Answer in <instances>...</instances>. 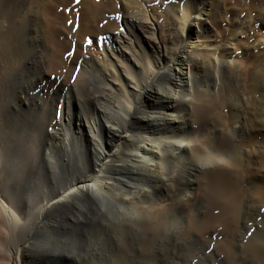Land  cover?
Wrapping results in <instances>:
<instances>
[{
  "label": "bare ground",
  "instance_id": "obj_1",
  "mask_svg": "<svg viewBox=\"0 0 264 264\" xmlns=\"http://www.w3.org/2000/svg\"><path fill=\"white\" fill-rule=\"evenodd\" d=\"M16 1L18 7L11 5L12 7L3 13V0H0V264H32L31 262L35 260L55 264V261L63 257L54 249L59 247L55 240L56 235L59 231L66 230L70 221L68 215L78 222L90 215L89 212H84L87 207H91L95 212H104L108 205L117 204L128 206L133 213L145 214V219L141 223L144 228L141 236H146L143 240L145 245L143 250L139 249L140 253L144 254L142 257L152 258L160 252V255L170 261L166 257L169 254L167 248L173 249L175 246L183 250L192 244L204 248L206 245L200 243V239L195 236V233L201 232L197 229L202 227L197 214L189 213L184 219L186 220L184 227L182 225L185 223H182L181 217L185 207L191 203L188 201L193 196L194 183H199L200 177L196 175L197 172L203 174L200 178L203 185L199 183V189L206 188L213 193L214 197L209 201L210 204L220 202L225 205L224 212L220 209L222 214L215 217L218 219L215 220L217 222L228 220L222 226L223 234L228 237L220 241L215 249V252L219 251L224 257L222 264H264V213L259 212V208L264 206L263 41L258 40L256 44L254 43L256 47H262L255 57L242 61L243 63L236 61L231 64V61H227L232 52L231 39H224L222 44H215L210 38L202 36L205 28L208 29L207 21L217 16L221 0H203L201 7L193 9L184 2L185 4L178 10L175 24L164 23L169 16L168 9L166 11L163 3L151 6L150 3L156 0H138L137 3H133V0L132 3L135 5L133 7L141 9L142 15L132 19L134 14L130 12V15L133 14L131 18L124 14L121 21L114 18L117 12L115 4L124 12L125 7L127 11L130 5L127 4V0H117V3L114 0H98L94 1V4L91 0H84L77 34L80 41L85 35L106 34L109 41L103 43L115 47L110 49L111 53L105 54V50L109 51L111 45L105 46L102 53L95 52L97 56L93 50L91 53L88 52V60H82L85 66L82 71L87 73L88 67L94 69L93 76L96 74V79L100 77L99 91L104 94L98 99L102 102L92 104L88 114L78 113L74 127L87 144L84 146L80 137L75 138L83 154L76 162L77 147H74L71 153L68 150V141H52L54 145H47V141L52 139L47 133L43 134V141L38 142L34 127L29 121L23 120L30 98L29 89L33 88L36 78L43 76L44 73L41 70H34L33 66L39 64L45 66V63H48L47 68H51V71L59 70L62 63L58 59L57 51L59 47L65 46L56 47L55 52L46 44L43 50L29 49L28 41L24 37L27 22L25 16H37L36 6L32 1ZM56 1L62 4L71 3V0ZM38 3L39 11L42 13L47 6L46 0H39ZM135 12L137 13L136 10ZM151 16H157L164 23L163 26L160 24L156 26L161 37L170 36L172 40L174 38L173 49L168 56L164 54L165 60L161 55L164 47L162 49L161 42L154 38L152 32L153 23L156 22ZM257 16L264 19V14L259 13ZM121 22L130 28L131 35L138 36L134 47L128 45L129 40L127 42L124 39L126 35L123 37L120 33ZM100 24L101 27L98 28ZM233 29L232 38L239 27ZM19 34H23L22 40L18 37ZM145 49L152 52L151 55ZM139 51L143 57V67L138 66L135 58L136 52ZM28 54H33L31 60H28ZM77 58L71 61V65L69 64L71 67ZM105 62H108L109 70L100 65ZM243 66H246L245 70L249 72L247 83L243 81V72H246L242 70ZM232 67L235 68L234 72L231 70ZM3 75L6 76V82H3ZM226 75L232 77V81L226 84L225 96L219 92L216 98L212 88L219 76L226 79ZM68 76L64 81L67 82ZM86 76L90 77L89 74ZM93 76L85 79L87 78L90 84L94 83ZM197 77L201 80L197 81ZM83 81L84 76H79L72 85V91L75 92L78 87L84 86ZM4 83L7 84L5 93ZM155 83L160 87L154 88ZM240 85L248 87L246 93L239 90L240 93L236 92ZM90 90L88 92L94 93ZM248 99L249 105L246 104ZM223 108H228V112L222 116L225 125L211 130L212 136L209 134L210 138L206 140L209 141L207 149H214L220 139L225 140L224 145L216 153L214 149L210 157H202L206 154L203 147L205 146L203 140L206 137L203 135L206 133L200 137L198 143L196 140L194 143L186 139V129L194 119L204 124L210 122L215 116V110ZM236 125L244 128L252 138L246 142L245 150L239 149V145H244L240 137L234 138L230 133ZM239 134L244 136L243 132ZM107 148L112 150L109 152ZM188 149H192V154H187ZM207 161L212 162L215 167L203 171L197 168L200 163ZM190 165H196L194 166L196 170L193 169L191 172ZM91 166L97 177L92 178L88 175ZM67 169L68 174L75 177L67 183L62 181L59 189L49 193V182L60 174L64 175ZM255 175L258 183H253ZM91 179L98 180L85 192H78L79 196L70 198L71 189L79 184V180ZM240 185L242 191H239ZM159 191L168 194V198L171 196L172 202L156 203L155 196ZM173 192L178 195L172 196ZM201 194L202 192L200 196ZM253 194L257 196L256 199H261L260 207L252 204L251 201L255 198V196L252 198ZM241 198L246 202L240 204L238 201ZM198 200L201 202V197ZM144 201H148V206H142ZM208 207L210 208L209 205ZM56 208L60 210L58 215L52 211ZM255 212H259L260 215H254ZM32 213L35 216L30 220ZM174 222H179L180 225L175 231L177 235L174 234L175 237H172L170 232ZM188 224L195 228L187 229ZM205 230L207 231L206 228ZM248 230H252L254 235L251 234V238L245 240L244 236ZM118 232L117 230V234ZM179 234L183 239L177 243L174 238ZM163 237L169 239L161 243V247L152 250L151 244L162 240ZM21 245L24 247L22 250ZM186 249L193 253V250ZM133 259L132 263L135 262ZM145 264L155 263L149 261Z\"/></svg>",
  "mask_w": 264,
  "mask_h": 264
},
{
  "label": "rangeland",
  "instance_id": "obj_2",
  "mask_svg": "<svg viewBox=\"0 0 264 264\" xmlns=\"http://www.w3.org/2000/svg\"><path fill=\"white\" fill-rule=\"evenodd\" d=\"M26 1H32L35 3L36 10H37V16H38V17L37 16H35V17L34 16H28V15L25 16V20L27 22H26L25 27H24L26 29V31L24 32V37H26V39L28 41L27 43H28L29 49H31V50L35 49L37 51L43 50V47L45 44L48 45L49 47H51V49H53V50H51L52 52H55L54 49L56 47H59V46H65V48L59 47L58 51H57L58 52L57 53L58 59L61 60V63L63 65V66L61 65V68L59 70H56V71L52 70L51 71V68H47L48 63L47 64L45 63V66H44V64H39L38 66H33V68L35 67L34 70H41L44 73H43V76L36 78V80L34 81V83L32 85L33 88L30 87V89H29L28 96H30V98L28 99L29 103L27 106V112L24 113V119L23 120L29 121L30 124L32 125V127H34L36 135L38 136V139H37L38 142L43 141V134L47 133L48 135H50L52 137V139H49L47 141V145H54L52 143V141L53 142H57V141L67 142L68 141L67 142L69 144L68 150L71 153H72V150L74 149V147L75 148L77 147L78 152L76 151V157H77L76 162H78V158L82 154L81 150L79 149L80 145L78 144V141L75 139L76 137L78 139L80 137L79 134L76 132L75 127H74L76 120H78L77 119L78 113L81 112L83 114H88L92 109V104H95V103L97 104L99 102H102V100L98 101V99L102 97V94H104L102 91H99V89L101 88L100 83H99L100 77H97V79H96L97 75L94 74V76H93V73H94L93 70L94 69H91V67H88V68H86L87 70L85 69L87 71V73L82 71V69L85 67V66H83V61L88 60V58H89L88 55L93 50H94L93 53H95V52L102 53L101 51L103 50V48L105 46L107 47L108 45H111V44H104L103 42H106L107 40L109 41V38L106 37V34L100 35L99 33L95 36L85 35L83 37V39L80 41V38L77 36V34H78V30H79L81 6H82V2H84V0H71L70 4H67L64 2L62 4V2L61 3H59L58 1L55 2V0H46L47 6H46V8L43 9L42 13L39 11V3H38L39 0H36L37 5H36L35 0H26ZM91 1L94 4L98 0H91ZM132 1L133 0H127V4L128 5L130 4L131 6L129 5V7H127V11H125L126 10V7H125L124 12L119 10L120 7L118 6V4H115V5H117V12L114 14L115 15L114 18H116V19L118 18L121 21V17H123L124 14H125L124 16H126L128 18H131V16L134 14V16H132V19H133V17L134 18L140 17L142 15L141 9L133 7V6H135L133 3L134 2L137 3L138 0H134L133 3H132ZM114 2L117 3L118 1L114 0ZM184 2L186 3V5L190 6L191 9L199 8L204 3L203 0H191V1H188V0H180V1L179 0H156V2H151L150 4H151V6H155L158 3H163V6L165 7L166 11L168 9L167 13H169L168 14L169 16L165 19L164 23L165 24L166 23L175 24L176 20L178 19V10H179L180 6L185 4ZM251 2H253V3H251ZM261 2H263V3H261ZM258 4H260V5H258ZM11 5L14 7L15 6L18 7L19 4L16 0H3V13L6 10H8L9 8H11L12 7ZM55 5H56V7H55ZM63 5H65V6H63ZM220 5H219L220 9L218 11V14H217V16H215L216 19L214 17L213 18L214 21L211 19L207 21L208 22V25H207L208 29L205 28L202 36L203 37L206 36V38L207 37L210 38L211 40H213L215 42V44H222V41L224 39H228V38L231 39L230 41L232 42V45H231L230 49L232 52H231V55L228 56V58H227V61H229V62L231 61V64L233 62H236V61L237 62L240 61V63H243L242 61H245V60H248L249 58L255 57V55H257L262 48L261 46L256 47V45H255L257 43L256 41L262 40L263 44H264V19H260V17L257 16L259 13L264 14V1L263 0H221ZM134 8H136V9H134ZM258 8H259V10H257ZM44 10H45V12H44ZM135 10L137 11V13L135 12ZM258 11H259V13H258ZM39 12H40V14H39ZM126 12L128 13V15ZM130 12L133 14L130 15ZM164 13L166 15L165 11H164ZM56 16H57V18H56ZM151 19L152 20L154 19L153 21L156 22V23H153V31L152 32H153L154 38L157 41L161 42L162 49L164 47V49L161 51V55H162L163 59L165 60L166 56H168V54H170L171 50L173 49L172 44H174V38L172 40V37H170V36L161 37L159 35V31L156 30V26H160V25L163 26L164 23L161 22L157 18V16H151ZM167 20H169V21H167ZM228 22H229V24H228ZM47 26H48V28H47ZM99 27H101V24H100V26L98 25V28ZM119 27L118 28H119L120 33H122V36L124 37L126 35L124 37V39H126L127 42L129 40L128 45H130L131 47H134V44L136 45L135 39L138 41V36L136 34L131 35V33L129 31L130 28H128V26H126L122 22L119 24ZM238 27H239V30H237L238 34L236 35L237 31L235 30L236 31L235 36L232 38V35L234 33L233 28H238ZM231 32H233V33H231ZM215 36H217V37H215ZM18 37L22 40L23 34H19ZM142 42H143V39H142ZM49 44H51V45H49ZM114 47H115L114 45H113V47H112V45L109 46V48H108L109 51L105 50V54H106V52L111 53L110 49L111 48L114 49ZM146 52H148V50H146ZM140 53H141L140 51L136 52L135 58H136V61L138 63V66L143 67V64H142L143 63V57H141ZM151 53L152 52H148V54H150V55H151ZM75 55H77V56H75ZM95 55L97 56L96 53H95ZM102 55H104V54H102ZM152 55H154V54H152ZM137 56H139V57H137ZM27 58H28V60H31V58H33V54H28ZM74 58H77V59H75V62L73 64V66H72L73 68H72L70 65H71V61ZM107 63L108 62L103 63L105 65L100 63V65L103 68H105L106 70L107 69L109 70L110 67H109V64H107ZM245 67L244 66L242 67L243 71H246ZM25 68H27V67H25ZM88 69L89 70L91 69V70L89 71ZM231 70H232V72H234L235 68L232 67ZM243 73H244L243 81L245 80L247 83L249 72L246 71ZM88 74L90 77L86 76ZM82 75L84 76V81L86 80L87 82L85 81V83H84V81H83V84H85V85L78 87L77 90L75 92H73L72 91V85L75 83L76 79ZM67 76H68V78H67L68 83L66 81H64L65 77H67ZM91 76H93L95 81H94V83L90 84L88 79H90ZM85 77H87L88 79L87 78L85 79ZM219 77L220 78H218V81L216 82V84L212 88V90H213L212 93H213V95L216 96V98H217V95L219 94V92L221 94H224L223 96H225L226 84H227V82L231 83L230 81H232V77L230 78V77H228V75H226V79H222L221 76H219ZM227 78H229V79H227ZM200 80L201 79L199 77H197V81H200ZM225 80H226V82H225ZM6 81H7L6 76L3 75V82H6ZM156 83H155L156 87H154V86L153 87L154 88H158V86L160 87V85H156ZM6 87H7V84L4 83L3 93L6 92V90H5ZM80 88H82V89H80ZM187 88H188V86H187ZM90 89L93 90L94 93L88 92ZM247 89H248L247 86L242 87L240 85L236 89V92L240 91L241 93L242 92L246 93ZM254 94H257V93H254ZM152 96H153V94H152ZM77 100H78V102H77ZM249 102H250V99H248L246 104L249 105L250 104ZM219 110L218 111L215 110V112H214L215 116L212 117L213 119L210 122H206L204 124V122L196 121L194 119V121L191 120L192 122L188 125V127L186 129V139L188 141H192L194 143H195V140L197 141L196 143H198L199 140L201 139L200 137L204 133H206L203 135V137L206 136L204 138L205 140H203V145H205L203 147L206 149V151L204 150V148H203V150H204V152H206V154L204 153L205 156H202L205 158H207L211 154V152H213L214 149H215L214 150L215 153L220 151L224 145V142H225L224 139H220L219 143L218 142L216 143V146L214 149H211V148L207 149V146H208L207 143H209V141H208V139L206 140V138H208V137L210 138V136H212L210 131L213 129L215 130L217 127L222 128L223 124L225 123L222 116L228 112V108H223L220 111ZM241 129L242 128L240 125L239 126L236 125V127L233 128L230 133L234 136V138H236L238 136L240 137L241 140L239 138H237V140L238 141L240 140L241 142H243L244 145H239V149L245 150L246 142L251 141L250 139H252V138H251V136H248V132H246L244 130V128L242 130ZM234 130H237V132ZM240 132H243L244 136L239 134ZM209 134H210V136H209ZM81 140H82V138H81ZM82 143H84V146H85L86 140L84 138L82 140ZM238 144L239 143H237V145ZM251 145L252 144L250 142V146ZM107 149L109 152H110V149L112 150V148H107ZM187 154L188 155L192 154V149L191 150L188 149ZM230 157H232V154H230ZM171 161L173 162L174 159ZM205 163H207V164H205ZM193 164H197V163H193ZM200 164H201V166H200ZM200 164L199 165L197 164L198 165L197 168L200 169L201 171L209 170V169H212L215 167V166H213L214 164H212V162L210 163L209 161L204 162V163H200ZM203 165H205V166H203ZM194 166H196V165H190L189 166V170L191 172L193 169H194L193 171L196 170ZM177 167H178V165H177ZM92 168L93 167L91 166L90 169H88V175L92 178L97 177L98 175L93 173L94 169L92 170ZM70 175L71 174L70 173L68 174V169H67V171H65L64 175L60 174L57 177H55L53 180H51L49 182V184H50L49 185V193H53L56 189H59V187L63 183H67L68 181L71 180L72 177H75V176H70ZM196 175H198V177L201 178V176L203 174L202 173L200 174L197 172ZM198 177H196V178H198ZM200 178H199V183L201 182ZM97 180L98 179H95V180L91 179L89 181L79 180L80 181L79 184H76V187H75L76 190H75V188L71 189L70 198L74 199V196H76V195L79 196L78 192H85L86 189L88 187H90L91 184L96 183ZM62 181H63V183H62ZM199 183H197V182L194 183L193 196H191L190 200L188 201V203H190V202L191 203H190V205L185 207L184 211L181 213V217L183 218L182 223H185L182 225L184 227L186 225V220H184L185 217L191 212L194 214H197V217L199 218V221L201 222L202 227L197 229L198 232H200V231L201 232L198 233L196 231L198 234L195 233V236L197 235L196 236V237H198L197 239L198 240L200 239V243L202 242L204 245H206V246H204V248H202L201 246H198V245H194V244L186 246V248L193 250V253H191V252L189 253V251L186 248H183V250L182 249L179 250V248H177L175 246L172 247L174 250L171 249V247L169 249L167 248V250H169V254H167L166 257H168L170 259V261L167 260L164 256L160 255V252L157 253V256H154L152 258L150 256L149 257H142V255H144V254H143V252L140 253V250L144 249L145 244L143 245V243H144L143 240H144V238H146V236L144 237V235L141 236L143 231H144L143 224H141V223H143L142 222L143 219H145L144 213H140V212L133 213V210L131 211V209L128 206L120 205V204H117L114 206L108 205L107 210H105L104 212L103 211L95 212V211H93L94 209H92L91 207H87L84 212L85 213L89 212L90 215H88V217H86L85 220L80 219L77 222L74 220V217H72L71 215L70 216L68 215V217H70L69 218L70 221L68 222L66 230L59 231L58 232L59 234L56 235L55 240H56L57 244L59 243V247L58 246L54 247V249H55L56 253L62 254L63 257L59 258L60 261L59 260L55 261L56 262L55 264H145L146 262H149V261L153 262L155 264H165L166 261L167 262L169 261L168 264H178V263L179 264H207V263L208 264H222L224 262V257L222 254H219V251L215 252V249L218 246L217 244H219L220 241H222L223 239L225 240L228 237V236H225L226 234L225 235L223 234L224 227H222L227 223L228 220L224 219V220L218 221V222H220V223H218L217 221H215V220H218L215 217L219 216L218 214H222V211L224 212L225 205L223 203H220V202H217V204L214 203L216 205L210 204L209 201H211V199L214 197L213 193H210V191L206 188L203 190H200L199 189ZM253 183H258L256 180V175L253 179ZM200 184H202V183H200ZM51 187H53V188H51ZM239 187H240L239 191H242L243 190L242 186L240 185ZM196 188L198 189L199 192L197 191ZM200 192H202L201 196H200ZM173 193H172V196L178 195L176 192L174 194ZM203 194H204V196H203ZM208 195H210L211 198H209ZM252 196H253L252 198H254V196H255V198L252 199L251 202H252V204H257V207H260V205L262 203H264V202L261 203V199H258V198L256 199L257 196L255 194H253ZM199 197H201V199H202L201 202H198ZM155 199H156V203H159V204L160 203L166 204V203L172 202V200H173L171 198V196L168 198V194H165V192H161V191H159L156 194ZM257 201H259V202H257ZM147 202L144 201L142 203V206H145V207L148 206ZM238 202L240 204H243L244 202H246V200L241 198V200L239 199ZM207 204L210 206V208L208 207ZM118 206L120 207V209ZM214 207H215V209H211ZM208 209H210V210H208ZM52 211L56 215H58L60 213L59 212L60 210H58L57 208L53 209ZM217 211L221 212V213H218ZM24 212H25V210H24ZM259 212H261V214L264 213V206L259 208ZM259 212H255L254 215L259 216L260 215V214H258ZM66 213H67V211H66ZM34 216H35V214L32 213L30 220H32V218H34ZM223 216H225V214H223ZM256 219L258 220V217H256ZM57 220L59 221V219H57ZM175 221H177V220H175ZM216 223L218 226L216 225ZM179 225H180L179 222L173 223V225H172L173 227H171L172 230L170 232L172 237H175V235H177V232H175V231L177 230V227ZM206 225H208V226H206ZM204 227L207 229V231L206 230L204 231V229H205ZM104 228L106 229V231ZM136 228H138V230ZM186 228L187 229L188 228L194 229L195 226L192 225L190 227L188 224L186 226ZM139 229H140V231H139ZM117 230L119 231L118 234H117ZM172 232H173V234H172ZM251 234L254 235V232L252 233V230H248V232H246V235L244 236V239L246 240L248 238H251V236H252ZM231 238H232V236H230V239ZM161 239L162 240L155 241L151 244V248L153 247L152 250L157 249V247H161L162 246L161 243H165L166 240L169 239V237H163ZM174 239H175V241L176 240L178 241V242L176 241L177 243H180L181 240L183 239V237L179 234V236L174 238ZM137 245H138V248H137ZM140 246H142V247H140ZM20 248L22 250L24 247L21 245ZM187 252H188V254H187ZM176 253L178 256L176 255ZM212 253H213V255H212ZM215 253L216 254L218 253V254L216 255ZM190 255H192V256H190ZM209 255H210V258H208ZM212 256H213V258H212ZM132 259L135 261L134 263L131 262ZM137 259H138V261H137ZM121 260H123V261H121ZM31 263L32 264H45L44 262H42L40 260H35Z\"/></svg>",
  "mask_w": 264,
  "mask_h": 264
}]
</instances>
